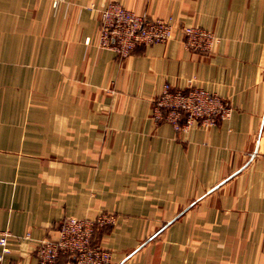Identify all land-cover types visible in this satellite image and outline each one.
<instances>
[{"label":"crops","instance_id":"0c3cea01","mask_svg":"<svg viewBox=\"0 0 264 264\" xmlns=\"http://www.w3.org/2000/svg\"><path fill=\"white\" fill-rule=\"evenodd\" d=\"M109 1L171 18L173 39L127 58L102 48ZM186 25L213 31L217 51L186 49ZM190 83L232 117L155 124L163 86ZM99 213L117 217L94 237L113 264H264V0H0L4 264H39L59 223Z\"/></svg>","mask_w":264,"mask_h":264},{"label":"built area","instance_id":"2783aa9c","mask_svg":"<svg viewBox=\"0 0 264 264\" xmlns=\"http://www.w3.org/2000/svg\"><path fill=\"white\" fill-rule=\"evenodd\" d=\"M100 46L127 58L139 47L166 44L177 29L171 18L149 19L139 16L116 1H109L100 11ZM183 45L199 53H215L221 39L199 25L179 27ZM233 106L219 95L190 83L185 90L165 84L153 100L151 119L155 124L169 123L176 133H187L194 127L209 129L232 117ZM113 213L94 217H68L56 227V236L40 241L35 249L39 264H55L61 256H70L69 264H113L112 252L94 242L96 232L113 227ZM29 237V234L26 235ZM11 233L0 230V264L11 253Z\"/></svg>","mask_w":264,"mask_h":264},{"label":"trees","instance_id":"16d2710c","mask_svg":"<svg viewBox=\"0 0 264 264\" xmlns=\"http://www.w3.org/2000/svg\"><path fill=\"white\" fill-rule=\"evenodd\" d=\"M66 257H69V259H71V257H70V256H66Z\"/></svg>","mask_w":264,"mask_h":264}]
</instances>
